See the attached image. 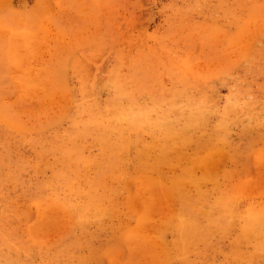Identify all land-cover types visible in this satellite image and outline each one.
<instances>
[{
  "label": "rangeland",
  "instance_id": "374dc122",
  "mask_svg": "<svg viewBox=\"0 0 264 264\" xmlns=\"http://www.w3.org/2000/svg\"><path fill=\"white\" fill-rule=\"evenodd\" d=\"M0 264H264V0H0Z\"/></svg>",
  "mask_w": 264,
  "mask_h": 264
}]
</instances>
